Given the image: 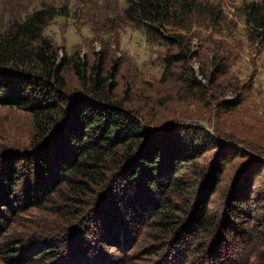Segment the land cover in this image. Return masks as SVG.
<instances>
[{"label": "trees", "instance_id": "1", "mask_svg": "<svg viewBox=\"0 0 264 264\" xmlns=\"http://www.w3.org/2000/svg\"><path fill=\"white\" fill-rule=\"evenodd\" d=\"M202 6L198 0H132L124 12L149 42L184 49L177 39L189 29L186 18ZM204 7L214 21L221 19L217 7ZM65 12L43 7L0 28V107L25 112L29 120L27 141L10 143L12 153L0 152L1 165H8L0 171L5 261L264 264V183L257 178L264 150L241 141L261 158L210 209L226 163L235 152L249 151L236 138L232 145L223 141L216 126L211 133L191 126L146 127L143 116L115 98L103 77V57L89 74L77 54L58 59L44 29ZM241 13L248 40L264 44V0L245 3ZM168 58L165 75L174 63ZM212 62L214 73L201 72L211 97L226 73ZM70 71L79 90L68 87ZM227 82L223 91L235 99L215 103V122L241 104L236 86ZM210 151L209 165L199 166Z\"/></svg>", "mask_w": 264, "mask_h": 264}, {"label": "rangeland", "instance_id": "2", "mask_svg": "<svg viewBox=\"0 0 264 264\" xmlns=\"http://www.w3.org/2000/svg\"><path fill=\"white\" fill-rule=\"evenodd\" d=\"M131 1L0 0V28L23 20L43 7L66 9V15L55 17L44 29V35L57 48L58 59L77 54L87 62L89 74L90 68L100 65L103 57V77L112 84L115 98L126 109L132 107L143 116L146 127L163 130L172 126H191L211 133L212 127L216 126L224 134L227 140L223 141L227 144L232 145L229 140L236 138L264 150V44L248 40L241 13L245 3L257 0H198L203 6L197 9L198 14L186 18L184 26L189 29L182 31L181 38L177 39L179 44L186 46L184 49L178 48V43L149 42L144 30L125 17L124 10ZM208 5L222 12L219 21L209 15L204 7ZM170 55L172 57L168 58ZM166 57L174 63L170 73L165 75ZM215 59L218 66H225L226 73L219 78L217 90L211 97V89L201 72L207 76L214 73L216 63L212 64V61ZM191 76L195 77V85L190 83ZM65 79L70 90L80 89L81 85L71 71L65 74ZM227 80L236 86L241 104L233 112L221 113L215 122L211 117L215 103L235 99L234 94L223 91L222 85ZM28 130L25 112L0 107V152L12 153L10 143L18 145L27 141ZM236 145L249 153L235 152V157L226 163L211 194L210 209L221 201L238 174L261 158L255 149L247 148L243 143ZM212 154L210 151L207 158L200 159L199 166H208ZM7 167V164L1 165L0 159V171H6ZM18 169L23 177L27 176L20 165ZM257 178L258 183H264V168ZM11 231L12 228L9 233ZM194 256L192 260L196 258ZM5 260L6 256L0 254V264H10ZM115 261L107 258L102 264H115Z\"/></svg>", "mask_w": 264, "mask_h": 264}]
</instances>
